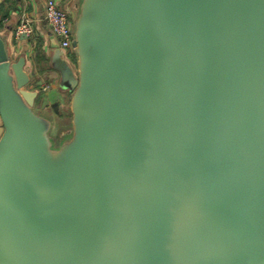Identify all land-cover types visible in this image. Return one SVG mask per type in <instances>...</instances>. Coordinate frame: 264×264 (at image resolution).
I'll return each mask as SVG.
<instances>
[{"label": "water", "instance_id": "1", "mask_svg": "<svg viewBox=\"0 0 264 264\" xmlns=\"http://www.w3.org/2000/svg\"><path fill=\"white\" fill-rule=\"evenodd\" d=\"M74 46L56 146L0 36V264H264V0H81Z\"/></svg>", "mask_w": 264, "mask_h": 264}, {"label": "crops", "instance_id": "2", "mask_svg": "<svg viewBox=\"0 0 264 264\" xmlns=\"http://www.w3.org/2000/svg\"><path fill=\"white\" fill-rule=\"evenodd\" d=\"M47 0H0V36L5 41L13 59L27 58L26 68L31 77L30 88L39 96L34 110L54 123L70 110L71 90L61 84L62 76L55 67L57 57L74 63L60 50L58 41L45 19ZM75 20L81 0H57ZM28 19L32 26L29 36H16L18 25ZM57 44L56 48L54 45ZM58 52V53H57Z\"/></svg>", "mask_w": 264, "mask_h": 264}, {"label": "built area", "instance_id": "3", "mask_svg": "<svg viewBox=\"0 0 264 264\" xmlns=\"http://www.w3.org/2000/svg\"><path fill=\"white\" fill-rule=\"evenodd\" d=\"M45 19L58 41L63 54L69 59V52H75L74 20L69 12L64 10L57 0H47L45 4ZM32 26L28 19H23L17 27L16 36L31 35Z\"/></svg>", "mask_w": 264, "mask_h": 264}, {"label": "rangeland", "instance_id": "4", "mask_svg": "<svg viewBox=\"0 0 264 264\" xmlns=\"http://www.w3.org/2000/svg\"><path fill=\"white\" fill-rule=\"evenodd\" d=\"M58 53V52H57ZM58 66L61 65L60 56L55 60ZM72 134V115L71 111L68 110L63 114L62 117H57L52 123V128L50 131L51 137L55 140V145L57 146L62 140L68 139Z\"/></svg>", "mask_w": 264, "mask_h": 264}, {"label": "trees", "instance_id": "5", "mask_svg": "<svg viewBox=\"0 0 264 264\" xmlns=\"http://www.w3.org/2000/svg\"><path fill=\"white\" fill-rule=\"evenodd\" d=\"M69 59L75 64L76 63V53L75 52H69Z\"/></svg>", "mask_w": 264, "mask_h": 264}]
</instances>
